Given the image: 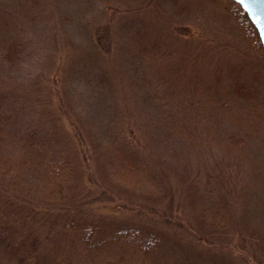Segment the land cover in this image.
<instances>
[{"label": "rangeland", "instance_id": "rangeland-1", "mask_svg": "<svg viewBox=\"0 0 264 264\" xmlns=\"http://www.w3.org/2000/svg\"><path fill=\"white\" fill-rule=\"evenodd\" d=\"M0 162V264H264V56L214 0H0Z\"/></svg>", "mask_w": 264, "mask_h": 264}, {"label": "trees", "instance_id": "trees-1", "mask_svg": "<svg viewBox=\"0 0 264 264\" xmlns=\"http://www.w3.org/2000/svg\"><path fill=\"white\" fill-rule=\"evenodd\" d=\"M214 1L219 4L226 15L242 30L246 39L252 43L255 50L261 56H264V48L261 45L257 30L239 4L233 0ZM43 165L48 172V180L57 184L59 178L63 176L65 171L62 162H52L47 160ZM3 169H6V165L0 164V170ZM98 229V224L96 222H90L79 227L77 242L83 246L84 253H87L88 251H100L103 246L110 244V242H117L121 245H129L133 254L137 255L138 258H141L142 261H146L150 252L162 241L161 236L158 233L143 229L119 230L109 234L105 240L100 241L97 240ZM0 240H2L1 235ZM18 261L20 264H23L24 259L20 257L18 258Z\"/></svg>", "mask_w": 264, "mask_h": 264}, {"label": "water", "instance_id": "water-1", "mask_svg": "<svg viewBox=\"0 0 264 264\" xmlns=\"http://www.w3.org/2000/svg\"><path fill=\"white\" fill-rule=\"evenodd\" d=\"M246 12L249 20L255 26L261 45L264 48V0H234Z\"/></svg>", "mask_w": 264, "mask_h": 264}]
</instances>
